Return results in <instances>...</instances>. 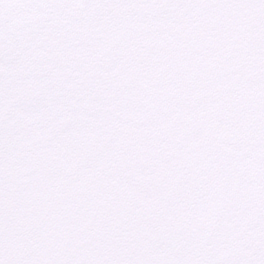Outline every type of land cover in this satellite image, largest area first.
Returning a JSON list of instances; mask_svg holds the SVG:
<instances>
[{"label": "snow or ice", "instance_id": "obj_1", "mask_svg": "<svg viewBox=\"0 0 264 264\" xmlns=\"http://www.w3.org/2000/svg\"><path fill=\"white\" fill-rule=\"evenodd\" d=\"M0 264H264V0H0Z\"/></svg>", "mask_w": 264, "mask_h": 264}]
</instances>
